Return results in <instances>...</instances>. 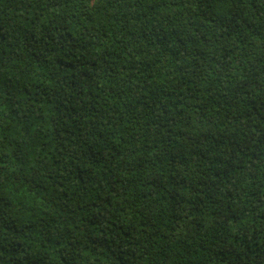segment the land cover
<instances>
[{"label":"trees","instance_id":"1","mask_svg":"<svg viewBox=\"0 0 264 264\" xmlns=\"http://www.w3.org/2000/svg\"><path fill=\"white\" fill-rule=\"evenodd\" d=\"M0 264H264V0H0Z\"/></svg>","mask_w":264,"mask_h":264}]
</instances>
